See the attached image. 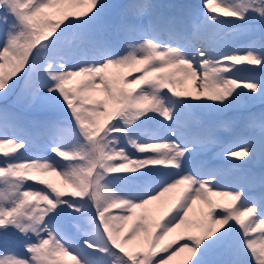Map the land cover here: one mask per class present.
Wrapping results in <instances>:
<instances>
[{"label":"snow or ice","instance_id":"snow-or-ice-1","mask_svg":"<svg viewBox=\"0 0 264 264\" xmlns=\"http://www.w3.org/2000/svg\"><path fill=\"white\" fill-rule=\"evenodd\" d=\"M5 145L0 264H264V0H0Z\"/></svg>","mask_w":264,"mask_h":264},{"label":"rangeland","instance_id":"rangeland-1","mask_svg":"<svg viewBox=\"0 0 264 264\" xmlns=\"http://www.w3.org/2000/svg\"><path fill=\"white\" fill-rule=\"evenodd\" d=\"M194 1L196 3H199V0H194ZM217 3H219V0H217ZM56 7H63V8H67L69 11H75V10H78V8L80 6H77V5H67V4H65V5H58ZM46 11L54 12L55 9H48ZM54 18H58V16L57 17H54ZM124 71H127V70L125 69ZM132 74H134V73H130V75H132ZM71 83H75V81H73ZM70 86H71V84H70ZM186 86H187V90L190 89V91L195 92V89L191 87V80H190V78H188V80L186 81ZM178 90H181V89L178 88ZM97 95H100V94L98 93ZM8 146H10V145H5L4 146L3 152H0V155H3L4 153H11V152H9V147ZM36 175L40 179H48L45 176L42 177V176H39L38 174H36ZM52 183L56 184L57 187H60V188H62L64 190H67L66 189V186L63 185L62 180L59 181V182H52ZM110 187L113 188V191H118L121 188V185L117 183L116 185H110ZM178 193H179V189L174 190L173 193L166 194L165 197L161 198V201H155L151 205H149V208L152 209V215L150 216V220H154V219L158 218L159 215H160V213L163 211V208L166 207L168 203H171V200ZM213 198L214 197H212V199ZM218 199H215L214 198V201H217V202H220V203L221 202L222 203H227L229 201V198H227V197H221V198H218ZM206 206H207L206 208H208V205H206ZM139 211L140 210H137V212H139ZM216 211H219V209H216ZM129 223H131V222H129ZM192 223H195V221L193 219H192ZM194 225H195L196 228L193 231H191L192 229H190V228L189 229L188 228H186V229L185 228H181L178 231H173L170 234V236L164 237L162 240L158 241L156 247L157 248L163 247V246H165V245H167L169 243H173V245H174L175 242H180L182 240V238H186L187 235H189V234H200L201 229L198 227L197 224H194ZM142 235L143 234H141V237L140 238H142ZM126 247H132V245H127ZM187 255H188V253L185 250V252H181L177 256L173 257V259L171 261H169L168 264H185V260H186ZM67 258L71 259L70 257H67Z\"/></svg>","mask_w":264,"mask_h":264},{"label":"bare ground","instance_id":"bare-ground-1","mask_svg":"<svg viewBox=\"0 0 264 264\" xmlns=\"http://www.w3.org/2000/svg\"><path fill=\"white\" fill-rule=\"evenodd\" d=\"M190 90V89H189ZM9 147V152H12L13 151V146H8ZM38 174L39 176H42V177H46L49 179V181L51 182H59L61 181V178L59 176H57L55 173H52L50 171L48 172H45V173H36ZM60 185V184H59ZM215 199H218V198H221L219 196H213ZM213 198V200H214ZM219 200V199H218ZM222 203V202H221ZM207 204H205L203 201H197L194 206H193V209L190 211L189 213V217H188V220H189V224L187 225H182L180 228L178 229H175L174 231H178L180 230L181 228H190L192 229L191 231L195 230V225L194 224H197L199 225L201 223V221L203 220V216H202V212L204 211H207ZM192 219L195 221V223H192ZM172 233V232H171ZM169 233L167 236L165 237H168L170 236ZM185 252V251H184ZM183 256V255H182ZM186 256V255H185Z\"/></svg>","mask_w":264,"mask_h":264},{"label":"trees","instance_id":"trees-1","mask_svg":"<svg viewBox=\"0 0 264 264\" xmlns=\"http://www.w3.org/2000/svg\"><path fill=\"white\" fill-rule=\"evenodd\" d=\"M61 259H63L66 262V264H71V259H69L67 257H62Z\"/></svg>","mask_w":264,"mask_h":264}]
</instances>
